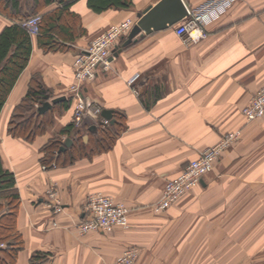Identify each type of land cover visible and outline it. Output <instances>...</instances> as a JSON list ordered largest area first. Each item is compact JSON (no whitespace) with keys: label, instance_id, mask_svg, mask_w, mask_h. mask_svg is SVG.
Instances as JSON below:
<instances>
[{"label":"crops","instance_id":"crops-1","mask_svg":"<svg viewBox=\"0 0 264 264\" xmlns=\"http://www.w3.org/2000/svg\"><path fill=\"white\" fill-rule=\"evenodd\" d=\"M157 1L131 0L128 7L96 12L87 0H74L69 12L78 17V23L73 40H64L70 47L66 51H44L32 36L29 61L0 111L1 164L13 173L20 197L16 231L23 247L15 264H30L36 252L48 254L41 264H112L128 246L141 249L135 264L157 259L159 264H225L235 248L232 217L240 218L236 224L240 232L255 231L254 242L245 236L239 245L263 250L257 261L264 264V117L247 123L242 113L264 86V0H237L206 26V37L196 44H186L172 27L122 47L106 69L100 68L84 84L82 93L101 110L124 114L125 129L106 153L65 167L41 169V147L73 119L74 100L68 87L75 56L110 25L126 18L136 21L138 13ZM205 1L183 0L188 8ZM36 3L0 0V32L35 12L60 6L56 1ZM33 75H39L52 98L71 97V102L62 113H55L46 134L27 142L11 137L7 125ZM133 78L138 93L128 84ZM98 121L87 114L79 127ZM235 130L241 131L240 139L220 156L201 185L171 207L156 211L166 182L223 134ZM50 188L62 205L61 213L53 212L55 202L47 196ZM95 192L128 207L127 229L77 233L86 197ZM221 200L219 208L205 209ZM233 201H239V211L232 208ZM0 204L5 205L3 198ZM209 216H223L228 222L216 225L218 220L209 221ZM185 218L193 221L187 224ZM194 218L202 221L195 223ZM154 248L158 257L148 259Z\"/></svg>","mask_w":264,"mask_h":264},{"label":"trees","instance_id":"trees-1","mask_svg":"<svg viewBox=\"0 0 264 264\" xmlns=\"http://www.w3.org/2000/svg\"><path fill=\"white\" fill-rule=\"evenodd\" d=\"M35 1L37 5L38 0ZM40 1L41 5H50L56 1L60 6L45 13L35 12L20 23L4 27L0 32V111L31 54L32 36L23 26L25 20L36 14L41 15L39 32L35 37L39 47L44 51H66L70 47L64 44V40L72 41L74 38V27L78 23V17L69 12V6L74 0ZM87 2L94 11L101 12L111 7H128L131 0H87ZM52 97V92L44 86L39 75H33L24 97L13 108L7 133L13 138H21L27 142L46 134L54 124L55 113H62L71 102V97H65L63 101L53 104L51 109L39 114L37 108L44 102H50L54 99ZM113 119L112 124L110 122L103 124L99 118L94 124L95 131L89 130L91 125L80 128L72 121L66 124L59 130L58 135L49 138L41 147V165H50L54 162L58 167H65L80 159H91L95 155L108 152L126 127L124 114L115 112ZM63 136L66 137L65 139L69 138L71 144L64 151H60L65 142ZM0 198L5 200V205L0 204V244H4L0 247V264H15L17 254L23 247L22 237L16 231L20 197L15 187V177L13 173L2 167L1 159ZM47 255L36 252L30 257L29 262L44 263Z\"/></svg>","mask_w":264,"mask_h":264},{"label":"built area","instance_id":"built-area-1","mask_svg":"<svg viewBox=\"0 0 264 264\" xmlns=\"http://www.w3.org/2000/svg\"><path fill=\"white\" fill-rule=\"evenodd\" d=\"M236 1L207 0L195 8L186 7L187 16L174 27L175 34L186 44L200 42L206 37V26L224 15ZM40 22L41 15L36 14L25 20L23 26L31 36H35L39 32ZM135 22L131 18H126L118 24L110 25L75 56L72 64L73 81L68 87V93L74 100L72 122L75 126H81L87 114L100 118L103 124L109 122L101 118L102 110L98 106L90 104L84 98L83 86L95 77L100 68H107L114 48L118 46L122 38L128 35ZM134 80L135 78L129 80L128 84L133 92L138 93L133 84ZM242 113L247 123L264 117V86L250 98ZM240 136V130L227 132L216 144L205 148L198 158L189 161L179 175L166 182L156 209L165 210L182 196L198 188L203 178L213 170L215 162L240 139ZM49 166L52 168L56 164L52 162ZM41 168L45 170L46 166L43 165ZM47 196L55 202L52 207L53 212L61 213L62 205L55 200V191L52 188L47 191ZM127 212L126 207L111 196L101 192L89 194L82 207L83 217L76 224L77 233L79 235L96 231L109 233L116 227L126 229L128 227ZM3 246L4 244H0V247ZM139 254L140 248L128 246L112 264H135Z\"/></svg>","mask_w":264,"mask_h":264},{"label":"water","instance_id":"water-1","mask_svg":"<svg viewBox=\"0 0 264 264\" xmlns=\"http://www.w3.org/2000/svg\"><path fill=\"white\" fill-rule=\"evenodd\" d=\"M186 16L187 10L183 0H158L155 4L148 6L136 15L137 20L135 24L126 36L121 47L118 48V46H116L114 48L110 61L113 57L118 55L122 47H126L132 42H136L138 38H141L144 35L172 28ZM64 99L65 97L62 96L54 98L50 102H44L37 108V112L42 114L51 109L53 104L63 101ZM100 116L103 119L108 120L111 124L114 122L111 110H102ZM95 129L96 127L94 125L89 127L90 131H95ZM84 139H86V137ZM70 144L71 140L69 138L65 139L64 146L60 148V151H64V149Z\"/></svg>","mask_w":264,"mask_h":264},{"label":"rangeland","instance_id":"rangeland-1","mask_svg":"<svg viewBox=\"0 0 264 264\" xmlns=\"http://www.w3.org/2000/svg\"><path fill=\"white\" fill-rule=\"evenodd\" d=\"M114 25V24H113ZM108 124V123H107ZM219 160V159H218ZM43 165H41V167H42ZM46 166V169H45V171L46 170H48V169H56L58 166H55V167H50L49 165H45ZM47 166H48V168H47ZM42 169V168H41ZM43 170V169H42ZM213 170H214V167H213ZM213 170L210 172V173H208V174H211L212 172H213ZM106 195V194H105ZM88 196V195H87ZM109 196V195H108ZM87 198V197H86ZM114 199V198H113ZM215 200V199H214ZM125 207H126V209H127V220H128V214H129V209H128V207L123 203V202H121ZM213 204H211V202L209 203V204H207V205H205V209H213L215 206V209L216 208H219V204L221 203L222 204V200H221V202H219V201H215V202H212ZM226 206V205H225ZM232 208L234 209V208H236L237 210L239 209V201H237V202H235V201H233L232 202ZM201 210H202V208H200ZM155 210L156 211H158L159 212V210H157L156 208H155ZM239 211V210H238ZM0 212H1V210H0ZM194 219H197V220H195V223H197L199 220L200 221H202V218H194ZM213 219H215V220H218L217 221V223H216V225H221V226H223L224 224H226L228 221H227V218H225V217H223V216H221V217H213V216H209L208 218H207V220H209V221H213ZM239 220H240V218L239 217H232V227H235L234 228V230H233V234H232V242H233V245H235V248H234V246H233V248L231 249V260H230V262L229 263H225V264H260L259 263V261H257V260H259L260 259V257H261V255L263 256V250H260V249H257V248H248V249H245L244 247H242L241 248V246L239 245V239H240V237H245V236H248V237H253V240H252V242H254L255 241V239H254V233H255V231L254 230H252V233H250V231H247V233L244 231V232H240V228L239 227H237L236 226V224L238 225V223H239ZM254 220V219H253ZM185 221H186V223L187 224H189V223H191L192 221H193V219H191V218H185ZM201 223V222H200ZM202 224V223H201ZM212 224H214V223H212ZM128 228V227H127ZM126 228V229H127ZM115 229V228H114ZM124 229V228H123ZM172 235H173V233H172ZM159 235H157V237H158ZM174 239V238H173ZM237 240V241H236ZM250 245V244H249ZM139 248V247H138ZM140 251H141V249H140ZM152 253H150V254H147V258L149 259V258H151L153 255H154V257H155V255H156V257H158V252L159 251H157V250H155V248L151 251ZM200 252H201V260H202V257L204 256V253H203V249H201L200 250ZM205 252H207V251H205ZM259 252H260V254H259ZM215 253L217 254V256H218V253H219V250H215ZM246 253H248V258L246 257ZM210 254H211V252H210ZM153 257V258H154ZM153 258H151V259H153ZM158 260V259H157ZM157 260H155V261H153V262H150V264H159V262L157 261ZM148 262V261H147ZM146 262V263H147ZM149 264V263H148ZM204 264V263H203ZM217 264H218V262H217ZM224 264V263H223Z\"/></svg>","mask_w":264,"mask_h":264}]
</instances>
